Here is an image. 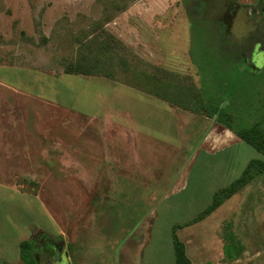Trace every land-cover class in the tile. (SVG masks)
I'll use <instances>...</instances> for the list:
<instances>
[{"label":"rangeland","instance_id":"obj_1","mask_svg":"<svg viewBox=\"0 0 264 264\" xmlns=\"http://www.w3.org/2000/svg\"><path fill=\"white\" fill-rule=\"evenodd\" d=\"M195 1L204 2L205 18L221 22L226 32L221 50L226 70L216 61L211 70L218 76H214L218 78L216 84L204 82L209 111L224 109L227 114L234 113L240 125L233 126L249 129L261 119L264 102V0H0V64L37 72L25 73L36 78V92L43 100L42 125H63L64 133L65 125H73L77 140L85 134L88 118L95 115L98 123L105 118L103 110L95 113L100 107L128 108L130 100L117 96L121 91L131 93L113 91L112 84L106 81L89 82L66 75L79 73V63H93L98 76H108L135 89L148 91L160 86L165 93L168 84L191 95L198 94L202 76L190 56L192 35L187 16V8ZM175 44L177 49H172ZM169 58L191 60L193 66L167 65ZM205 108L204 104L203 115ZM237 111L240 113L235 114ZM195 121L201 124L198 118ZM43 128L44 142L50 130ZM86 138H98V130H89ZM81 149L78 146L79 154ZM50 150L43 145L41 170L35 178L26 177L21 183L27 191L39 194L64 231L58 240L66 244L67 230L78 236L89 231L81 223L68 225V218L81 217L82 203L94 205L98 195L78 192L83 184L81 164L73 166V172L66 170L62 162L49 161ZM245 150L250 162H264V156L252 147L246 146ZM57 151V157L64 152L60 148ZM182 166L178 164L176 168ZM195 172L196 169L192 182ZM241 175L235 172V180ZM209 199L208 194L203 195L191 213L194 215L176 220V213L193 202V194L191 191L172 196L165 209L169 219L165 220V242L155 237L145 255L146 264H171L170 224H184L198 215L192 224L202 222L200 231L188 251L195 264H218L208 254L221 250L219 240L225 243V249L228 244L235 247L231 250L237 256L233 264H264V172L217 214L196 222L209 208L204 207ZM219 222L215 232L214 225ZM186 226L176 227L173 232L183 244L184 237L177 235V230Z\"/></svg>","mask_w":264,"mask_h":264},{"label":"crops","instance_id":"obj_2","mask_svg":"<svg viewBox=\"0 0 264 264\" xmlns=\"http://www.w3.org/2000/svg\"><path fill=\"white\" fill-rule=\"evenodd\" d=\"M174 46L172 49H177L178 44ZM169 64L193 66L191 60L183 58H169ZM25 72L37 73L0 64V264H23L21 244L43 239L64 247L69 264H146L145 255L155 237L165 242V220H169L165 209L172 196L192 191L193 202L174 218L185 219L188 214L194 215L191 213L203 195L210 197L204 206L208 208L214 196L240 179L254 162L248 160L245 150L249 145L232 129L217 123L216 118L194 114L102 77L78 76L89 82H109L113 91H130V95L121 91L117 96L130 100V106L100 107L95 113L103 110L105 118L101 123L95 115L88 118L85 134L75 140L73 125H65V133L63 125H42L43 100L36 92V78ZM197 118L200 125H196ZM43 126L50 130L47 144L43 142ZM91 129L98 130V138H86ZM43 145L51 148L49 161L62 162L66 170L73 172V166L81 164L83 184L78 192L98 195L96 204L82 203L81 217L68 218V225L81 223L89 231L78 236L67 230L66 244L58 240L64 231L39 194L27 191L21 183L26 177L35 178L41 170ZM59 148L64 152L57 157ZM178 164L183 166L177 169ZM235 172L242 173L237 180ZM196 218L170 224L171 264L176 263L173 232L181 225L188 226L177 230V235L184 237L187 256L195 264L188 251L202 223L192 224ZM220 225L216 223L214 230ZM220 241L221 250L209 257L218 264H233L226 257L227 245L225 249L222 240L217 245ZM37 256L35 248L36 264H40Z\"/></svg>","mask_w":264,"mask_h":264},{"label":"trees","instance_id":"obj_3","mask_svg":"<svg viewBox=\"0 0 264 264\" xmlns=\"http://www.w3.org/2000/svg\"><path fill=\"white\" fill-rule=\"evenodd\" d=\"M205 13L206 5L202 1H195L187 9V16L191 23L192 35V49L190 52V56L193 63L199 66L202 76L203 86L198 90V94L191 95L183 88H173L168 84H165V93L162 91V88L160 86H156L148 91H140L145 92L159 100L171 102L181 109L190 111L197 115L203 112L202 108H204L205 104L206 108L204 109V111L206 112V117L210 119L216 118L217 123L232 129L243 142L247 143L258 153L264 156V102H261V119L257 120L256 125H253L249 129H240L238 126H233L240 125V121L236 123V120L234 119V113L227 114L225 113L224 109H217L211 112L209 111V107L206 103L205 94L203 91L204 82L206 84H216L218 76L215 73H211L212 68H215L214 66L216 65V61H220V67H224L226 70L227 64L225 63L221 54L226 32L224 31V27L221 22L207 20L205 18ZM214 61L215 63H213ZM84 63L77 64L79 73L75 74L69 72L66 73V75L102 77L98 76V73H96L97 67L95 64L86 62ZM102 78L111 80V78H109L108 76ZM239 113L240 111H237V113L235 114ZM263 172L264 162H252L240 179L234 182L227 189L221 190L214 196L212 205L196 220V222H200L206 217L210 216L233 196L237 195L241 190L247 187L257 176L261 175ZM174 247L176 258L175 264H191V261L189 260L186 253L185 244H183L178 239L176 234H174ZM234 248L235 247L233 245L228 244L226 255L227 259L234 261L235 257H237L232 255L231 253V250H233ZM21 260L23 264H36L35 247L32 242L27 241L21 244Z\"/></svg>","mask_w":264,"mask_h":264},{"label":"flooded vegetation","instance_id":"obj_4","mask_svg":"<svg viewBox=\"0 0 264 264\" xmlns=\"http://www.w3.org/2000/svg\"><path fill=\"white\" fill-rule=\"evenodd\" d=\"M34 247L37 249L40 264H69V254L61 245L43 239L36 240Z\"/></svg>","mask_w":264,"mask_h":264}]
</instances>
